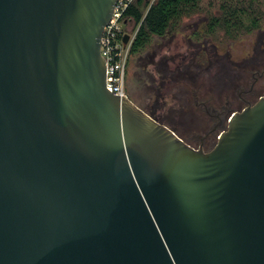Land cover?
Segmentation results:
<instances>
[{
    "label": "water",
    "instance_id": "95a60500",
    "mask_svg": "<svg viewBox=\"0 0 264 264\" xmlns=\"http://www.w3.org/2000/svg\"><path fill=\"white\" fill-rule=\"evenodd\" d=\"M116 2L0 0V264H264V94L195 147L106 87Z\"/></svg>",
    "mask_w": 264,
    "mask_h": 264
},
{
    "label": "rangeland",
    "instance_id": "374dc122",
    "mask_svg": "<svg viewBox=\"0 0 264 264\" xmlns=\"http://www.w3.org/2000/svg\"><path fill=\"white\" fill-rule=\"evenodd\" d=\"M216 18L219 23L212 29ZM254 18L258 21L255 26ZM125 30L133 40L135 23ZM254 72H264V0H200L178 29L154 36L137 53L129 51V95L199 147L209 114L196 101L220 98L219 104H226L229 93L239 94L242 89L240 94L245 95V85L231 83L239 74L252 83ZM257 76L254 88L262 95L264 75ZM240 105L230 104L229 109Z\"/></svg>",
    "mask_w": 264,
    "mask_h": 264
},
{
    "label": "trees",
    "instance_id": "16d2710c",
    "mask_svg": "<svg viewBox=\"0 0 264 264\" xmlns=\"http://www.w3.org/2000/svg\"><path fill=\"white\" fill-rule=\"evenodd\" d=\"M199 1L133 0L124 14V18L132 20L136 26V34L131 42L130 51L137 53L146 48L154 36H164L167 32L178 29L183 18L191 15L198 8ZM218 23V18L214 19L211 28L216 27ZM252 23L254 26L257 25V19L254 18ZM227 25L230 27V23Z\"/></svg>",
    "mask_w": 264,
    "mask_h": 264
},
{
    "label": "built area",
    "instance_id": "2783aa9c",
    "mask_svg": "<svg viewBox=\"0 0 264 264\" xmlns=\"http://www.w3.org/2000/svg\"><path fill=\"white\" fill-rule=\"evenodd\" d=\"M132 1L117 0L111 19L105 25L101 37V54L106 61V87L111 92L122 96L129 95L127 71L132 40L125 45L123 38L126 34L125 27L133 22L124 18V14Z\"/></svg>",
    "mask_w": 264,
    "mask_h": 264
},
{
    "label": "flooded vegetation",
    "instance_id": "af4514ba",
    "mask_svg": "<svg viewBox=\"0 0 264 264\" xmlns=\"http://www.w3.org/2000/svg\"><path fill=\"white\" fill-rule=\"evenodd\" d=\"M257 74H259V76H263L264 72H254L252 83H249L248 78L244 75L239 74L237 78L235 77L236 80L234 79L231 84L237 85L239 83L245 85L246 88L245 90H243L245 95L240 94V92H242V89L239 90V94L229 93L230 98L226 101V104H219L220 98L219 100L214 101L212 100V98H207L202 101H196L197 106L203 107V109H205L209 114L208 129L199 138V147H203L205 150H211L212 148H214L217 144L216 142L221 132L220 125L223 122L226 123V117L230 113H232V111L239 110V108L241 107L243 108L249 104L254 103V97L257 98L261 96V92L254 88V84L258 79ZM212 102L214 103V106H210L212 105ZM234 103H237L238 105L241 103L243 106H237L234 110L229 109V105Z\"/></svg>",
    "mask_w": 264,
    "mask_h": 264
}]
</instances>
